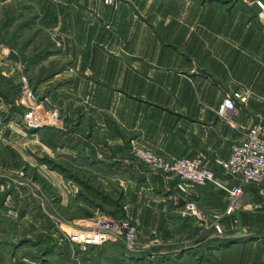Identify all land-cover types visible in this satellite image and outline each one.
<instances>
[{"label":"crops","instance_id":"0c3cea01","mask_svg":"<svg viewBox=\"0 0 264 264\" xmlns=\"http://www.w3.org/2000/svg\"><path fill=\"white\" fill-rule=\"evenodd\" d=\"M229 1L198 8L196 0H150L140 58L117 60L104 57L96 45H63L60 55L45 64L60 57L58 71L42 83L53 84L51 96L81 117L72 125L81 141L78 149L91 144L111 152L125 146L131 154L137 146L167 158L202 159L216 178L189 198L209 212L226 209L228 188L237 183L215 161L227 159L252 124L264 123V12L255 0ZM245 92L248 101L236 102L237 114L222 115L224 99ZM87 151L80 156L85 171L112 175L100 164H111L118 155ZM149 184L156 185L155 193ZM175 185V177L161 174L148 176L146 186L131 191L137 198L125 214L140 230V239L148 240L144 247L131 251L117 239L79 253L63 238L61 244L52 243V254L31 264H264V214L247 211L257 204L249 189L244 207L226 216L225 232L214 236L196 220L181 219L178 205L166 201ZM262 188L256 186L257 195L262 196ZM154 239L160 243L147 247Z\"/></svg>","mask_w":264,"mask_h":264},{"label":"rangeland","instance_id":"374dc122","mask_svg":"<svg viewBox=\"0 0 264 264\" xmlns=\"http://www.w3.org/2000/svg\"><path fill=\"white\" fill-rule=\"evenodd\" d=\"M146 1L117 0V6L111 8L103 0H0V264H31L52 254V243L61 244L64 238L59 232L60 224L81 226L74 221L88 222L104 214L134 226L125 214L126 208L137 198L131 191L146 186L148 176L165 174L176 178L175 189L165 197L175 205L193 201L189 196L203 189L191 188L190 194L179 195L176 176L156 171L134 157L133 148L148 150L145 148L133 147L132 156L125 146L111 152L91 144L78 149L81 141L72 125L81 122V117L78 112L71 115L60 97L51 96L53 84H42L58 71L60 57L48 67L45 64L50 56L60 55L63 45H96L104 51V57L117 60L140 58L141 42L147 43L144 20L152 12L150 0ZM196 1L198 8L222 2ZM257 1L262 0H255V5L264 12ZM240 5L242 9L249 8L247 4ZM25 90L31 92L41 110L58 113L53 125L28 124L29 109L21 104ZM98 100L103 101V94ZM80 113L86 114L85 110ZM88 123L93 125L94 121ZM91 133L87 138H92ZM85 149L99 156L118 155L115 160L111 157V164H100V169L112 175L93 176L85 171L80 160ZM145 177L147 182L142 184ZM149 185L155 193L156 185ZM256 186L264 184H252L248 189L253 193L252 202L261 207L256 209L252 204L246 209L264 214V195H257ZM199 208L207 215V229L198 224L205 233L220 235L213 223L215 216L223 215V226L228 217L225 211ZM140 236L139 230V242L144 245L148 240Z\"/></svg>","mask_w":264,"mask_h":264},{"label":"built area","instance_id":"2783aa9c","mask_svg":"<svg viewBox=\"0 0 264 264\" xmlns=\"http://www.w3.org/2000/svg\"><path fill=\"white\" fill-rule=\"evenodd\" d=\"M103 3L111 8L117 6V0H103ZM257 5L264 10L262 1H257ZM25 91L21 104L29 109L28 124L34 127L42 124L53 125L59 118L58 113H46L41 110L35 105L31 92ZM248 98V92L236 93L233 98H225L221 109L222 115L237 114L239 108L236 102L246 104ZM132 152L137 160L152 169L176 176L179 179L176 186L179 195L190 194L191 188H205L216 178L215 170L207 167L200 158L168 159L140 148H133ZM215 162L225 175L237 180L236 184L228 188L227 207L224 210L225 216L235 215L244 206L242 200L248 187L257 183L264 184V123L259 121L252 124L247 131L246 140L234 146L227 159H217ZM259 193L264 195V188L260 189ZM177 205L181 219H194L207 229V215L200 210L198 204L187 201L182 205ZM253 206L256 209L261 207L260 204ZM220 217L222 218L223 215L215 216L213 227L221 235L223 226ZM58 228L64 239L79 253H86L91 247L103 246L117 239L122 240L131 251L143 246L139 242L138 230L129 221L114 220L104 214L96 215L81 226L60 224ZM159 243L158 239H154L147 247L156 246Z\"/></svg>","mask_w":264,"mask_h":264}]
</instances>
